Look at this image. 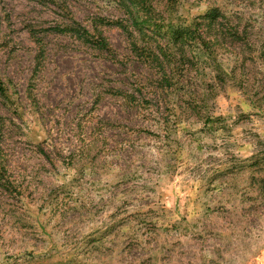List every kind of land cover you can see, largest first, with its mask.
Instances as JSON below:
<instances>
[{"label":"rangeland","instance_id":"obj_1","mask_svg":"<svg viewBox=\"0 0 264 264\" xmlns=\"http://www.w3.org/2000/svg\"><path fill=\"white\" fill-rule=\"evenodd\" d=\"M255 157L264 0H0V264H264Z\"/></svg>","mask_w":264,"mask_h":264},{"label":"trees","instance_id":"obj_2","mask_svg":"<svg viewBox=\"0 0 264 264\" xmlns=\"http://www.w3.org/2000/svg\"><path fill=\"white\" fill-rule=\"evenodd\" d=\"M28 31L31 34V36H33L36 40L40 41L42 40V35L48 34V33H56V34H63V35H71L72 37H76L79 39H86L84 36L86 35V33H88L87 29L85 27H75V26H69V25H65V26H50L47 28H41V27H37L34 25H29L28 26ZM183 28H175L171 30V34H172V39L177 40L178 36H177V32ZM183 30H185V33L188 34V36L192 37V30L190 28H184ZM199 39L201 40V42L204 45H208L210 44V41H207L205 38H202V36L199 37ZM176 42V41H175ZM219 44V40H215L212 44ZM207 53L209 54L210 57H213V53L212 51H207ZM218 77H222L221 74H218ZM224 79V78H222ZM255 161L252 163V165L256 166L255 169L260 171L261 168H264V166L259 165V163L261 162L260 158L255 157L254 159ZM264 181V179H263Z\"/></svg>","mask_w":264,"mask_h":264}]
</instances>
